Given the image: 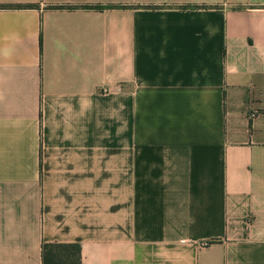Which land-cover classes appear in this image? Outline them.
Wrapping results in <instances>:
<instances>
[{
    "label": "crops",
    "instance_id": "obj_1",
    "mask_svg": "<svg viewBox=\"0 0 264 264\" xmlns=\"http://www.w3.org/2000/svg\"><path fill=\"white\" fill-rule=\"evenodd\" d=\"M43 243L264 264V0H0V264Z\"/></svg>",
    "mask_w": 264,
    "mask_h": 264
},
{
    "label": "trees",
    "instance_id": "obj_2",
    "mask_svg": "<svg viewBox=\"0 0 264 264\" xmlns=\"http://www.w3.org/2000/svg\"><path fill=\"white\" fill-rule=\"evenodd\" d=\"M42 264H82L78 243H43Z\"/></svg>",
    "mask_w": 264,
    "mask_h": 264
},
{
    "label": "built area",
    "instance_id": "obj_3",
    "mask_svg": "<svg viewBox=\"0 0 264 264\" xmlns=\"http://www.w3.org/2000/svg\"><path fill=\"white\" fill-rule=\"evenodd\" d=\"M254 115H255L254 112H250V113H249V116H250V117H253ZM204 244H206V243H204Z\"/></svg>",
    "mask_w": 264,
    "mask_h": 264
}]
</instances>
